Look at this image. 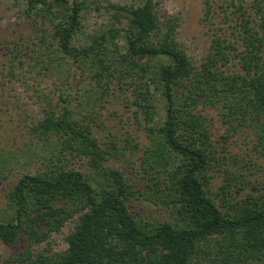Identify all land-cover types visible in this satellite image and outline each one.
Instances as JSON below:
<instances>
[{"label": "trees", "instance_id": "16d2710c", "mask_svg": "<svg viewBox=\"0 0 264 264\" xmlns=\"http://www.w3.org/2000/svg\"><path fill=\"white\" fill-rule=\"evenodd\" d=\"M22 1L39 33L35 38L44 49L42 56L68 59L83 72L94 68L96 76L106 79L117 77L130 91V103L157 138L156 170L150 179L154 205L171 217L154 221L129 211L131 185L118 169L104 166L106 151L91 129L63 106L61 114L47 112L37 128L88 158L94 176L57 160L41 173L18 179L6 196L11 216L0 217L2 243L12 244L23 232L30 243L39 244L68 220L77 221L63 251L27 249L12 262L264 264V187L254 193L253 186L240 197L251 182L223 169L221 183L212 190L215 169L226 159L212 138L216 122L225 128L220 139L253 129L264 150V0H252L247 7L224 0L235 7L229 13L231 31L215 32L198 64L177 41L178 17L161 19L153 0L111 6L113 21L82 48L71 40L82 27L83 1ZM204 4L207 12L212 10L208 0ZM73 100L78 98L61 93L56 103ZM160 102L163 116L156 123Z\"/></svg>", "mask_w": 264, "mask_h": 264}, {"label": "rangeland", "instance_id": "374dc122", "mask_svg": "<svg viewBox=\"0 0 264 264\" xmlns=\"http://www.w3.org/2000/svg\"><path fill=\"white\" fill-rule=\"evenodd\" d=\"M81 1L85 3L82 27L71 40L76 48L87 46L94 35L106 31L113 21L111 6H128L143 0ZM153 1L161 19L178 17L177 41L194 64L206 55L215 32L231 31L229 13L235 7H227V0H208L212 7L209 12L204 0ZM251 1L235 0L234 5L241 2L247 7ZM31 24L25 14V2L0 0V41L4 44L0 47V217L11 216L6 196L18 179L41 173L57 160L67 168L94 176L88 158L78 156L73 148L63 147L58 136H45L37 128L47 112L61 114L66 106L73 119L88 126L106 151L104 166L118 169L131 185L134 196L128 203L129 211L139 218L168 221L170 212L154 205L156 195L150 190L151 175L156 170L157 138L146 129L138 107L130 103V91L118 83L117 77L106 79L96 76L94 68L83 72L68 59L42 56L44 49L38 47L35 38L39 33ZM61 93L70 99L76 97L81 103H56ZM156 113L155 121L159 123L163 116L161 102ZM214 127L213 141L226 159L220 170L215 169L212 190L219 186L223 169H227L251 182L240 197L252 191L253 186L257 189L254 193H258L264 187V150L256 133L245 128L223 140L219 135L225 128L220 121ZM76 221V217L68 220L39 244L30 243L23 232L12 244L0 241V264H17L12 260L27 249L45 254L63 251L67 246L65 237ZM36 229L42 231L44 227L37 223Z\"/></svg>", "mask_w": 264, "mask_h": 264}]
</instances>
